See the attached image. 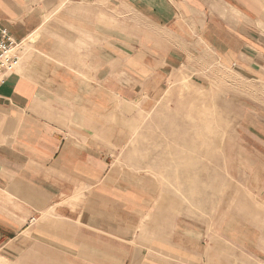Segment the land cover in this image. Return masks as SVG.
I'll return each mask as SVG.
<instances>
[{"label": "crops", "instance_id": "0c3cea01", "mask_svg": "<svg viewBox=\"0 0 264 264\" xmlns=\"http://www.w3.org/2000/svg\"><path fill=\"white\" fill-rule=\"evenodd\" d=\"M0 26L19 45L0 86V264H203L218 241L195 216L135 245L134 177L104 148L177 73L210 91L205 56L264 87V0H0ZM241 126L214 226L263 264L264 127Z\"/></svg>", "mask_w": 264, "mask_h": 264}, {"label": "rangeland", "instance_id": "374dc122", "mask_svg": "<svg viewBox=\"0 0 264 264\" xmlns=\"http://www.w3.org/2000/svg\"><path fill=\"white\" fill-rule=\"evenodd\" d=\"M35 41L32 38L28 43ZM204 60V66L213 67V90L199 89L190 75L180 72L155 97L137 98L140 114L130 118L131 131L125 129L133 137L127 136L124 146L119 139L110 142L111 146L104 148V159L109 168L113 165L135 178L129 184L141 203V210L134 208L131 215L138 232L136 246L148 245L176 212L195 216L203 224L202 230L207 224L215 234L212 239L218 245L215 252L204 254L203 264H261L262 260L253 258L249 251L240 246L235 249L233 239L232 249L228 250L222 243V239L228 242L227 237H222L214 224L223 222L215 209L220 201V186L234 180L229 168L239 162L238 150L243 142L238 134L243 121L253 117L264 127V87L256 82L257 76L225 68L210 56ZM142 179L145 185L137 186ZM146 181L155 182L157 191L152 192ZM135 210L139 212L136 215ZM142 254H138V264L142 263Z\"/></svg>", "mask_w": 264, "mask_h": 264}, {"label": "built area", "instance_id": "2783aa9c", "mask_svg": "<svg viewBox=\"0 0 264 264\" xmlns=\"http://www.w3.org/2000/svg\"><path fill=\"white\" fill-rule=\"evenodd\" d=\"M18 46L9 31L0 26V86L17 69L19 58L16 56V49Z\"/></svg>", "mask_w": 264, "mask_h": 264}]
</instances>
